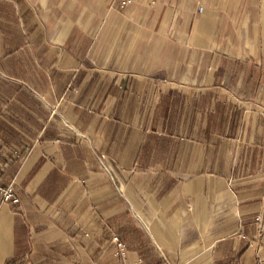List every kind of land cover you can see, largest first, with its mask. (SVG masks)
Segmentation results:
<instances>
[{"label":"crops","instance_id":"crops-1","mask_svg":"<svg viewBox=\"0 0 264 264\" xmlns=\"http://www.w3.org/2000/svg\"><path fill=\"white\" fill-rule=\"evenodd\" d=\"M0 183V264H264V0H0Z\"/></svg>","mask_w":264,"mask_h":264},{"label":"built area","instance_id":"built-area-1","mask_svg":"<svg viewBox=\"0 0 264 264\" xmlns=\"http://www.w3.org/2000/svg\"><path fill=\"white\" fill-rule=\"evenodd\" d=\"M120 2L121 7H126L131 5L135 0H117ZM150 3V6H155L158 2L163 0H147ZM19 199L15 195L13 186H3L0 183V210L4 205H18ZM113 241L117 243L118 248H120L122 255L125 256V249L124 246L118 241L116 237L113 238ZM125 264H143V260L140 257H135L133 261L126 262Z\"/></svg>","mask_w":264,"mask_h":264}]
</instances>
